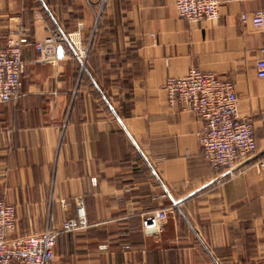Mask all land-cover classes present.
<instances>
[{
  "label": "crops",
  "instance_id": "0c3cea01",
  "mask_svg": "<svg viewBox=\"0 0 264 264\" xmlns=\"http://www.w3.org/2000/svg\"><path fill=\"white\" fill-rule=\"evenodd\" d=\"M218 2L216 18L188 21L173 0H0V45L27 38L21 97L0 103L13 235L59 229L80 197L86 225L58 235L52 264H264V0ZM49 37L59 58L43 66L35 43ZM192 67L231 81L252 123L240 174L211 168L202 117L167 102L166 79ZM152 211L166 212L155 233Z\"/></svg>",
  "mask_w": 264,
  "mask_h": 264
},
{
  "label": "built area",
  "instance_id": "2783aa9c",
  "mask_svg": "<svg viewBox=\"0 0 264 264\" xmlns=\"http://www.w3.org/2000/svg\"><path fill=\"white\" fill-rule=\"evenodd\" d=\"M173 3L178 15L188 21L212 19L219 14L218 0H173ZM253 22L264 28V9L254 13ZM53 37L60 39L62 36L57 33ZM51 40L49 37L35 43L40 53L37 61L43 66H54L59 58L49 47ZM26 41L22 33L16 32L7 35L0 45V103L17 101L21 97V77L26 64L21 50ZM262 52L263 56L255 63L259 78H264V48ZM164 90L170 106L177 105L202 117L204 124L199 143L208 165L222 169L229 176L242 173L247 162L256 155L257 146L252 123L239 114L233 83L213 72L192 67L182 76L168 77ZM259 165L264 167V161ZM165 217V211L146 214L143 230L152 232ZM85 225V209L78 197L76 216L63 221L59 229L53 230L47 225L41 231L15 236V206L0 199V264H52L58 235Z\"/></svg>",
  "mask_w": 264,
  "mask_h": 264
},
{
  "label": "rangeland",
  "instance_id": "374dc122",
  "mask_svg": "<svg viewBox=\"0 0 264 264\" xmlns=\"http://www.w3.org/2000/svg\"><path fill=\"white\" fill-rule=\"evenodd\" d=\"M25 69H26V66H25V68H24V71H23V74H24V72H25ZM23 77V76H22ZM23 79V78H22ZM160 226H161V224H159L155 229H153L152 230V232H157V231H159L160 230ZM54 256H55V252H54Z\"/></svg>",
  "mask_w": 264,
  "mask_h": 264
},
{
  "label": "trees",
  "instance_id": "16d2710c",
  "mask_svg": "<svg viewBox=\"0 0 264 264\" xmlns=\"http://www.w3.org/2000/svg\"><path fill=\"white\" fill-rule=\"evenodd\" d=\"M103 21H104V20H103ZM26 40H27V38H26ZM26 42H27V41H26ZM26 42H25V43H26ZM22 76H23V75H22ZM21 78H22V77H21Z\"/></svg>",
  "mask_w": 264,
  "mask_h": 264
}]
</instances>
